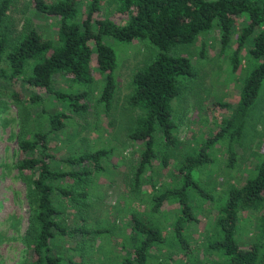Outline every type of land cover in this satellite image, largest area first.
Here are the masks:
<instances>
[{"label":"trees","instance_id":"trees-1","mask_svg":"<svg viewBox=\"0 0 264 264\" xmlns=\"http://www.w3.org/2000/svg\"><path fill=\"white\" fill-rule=\"evenodd\" d=\"M16 1L0 0V97L20 103L26 96L34 105L43 101L38 91L44 90L62 107V111L48 114L47 131L27 130L18 136V169L30 173L26 180L31 214L25 243L31 249L32 264H72L57 253L55 242L59 236L75 233L98 236L107 232L83 227L68 229L60 222L63 211L58 207V197L77 203L89 195L83 190L64 188L60 183L70 179L85 189L96 174L106 170L102 160L111 151L81 152L66 159L50 154L49 135L66 128L72 116L67 111L86 113L90 95L88 91L56 90L55 80L62 77L73 84L91 87L95 75L100 74L104 83L98 103L108 113L117 90L114 71L118 66L109 39L119 43L147 42L158 50L152 61L134 73L128 100L129 106L141 113L129 134L130 140L143 145L134 180L139 187L143 175L153 170L158 154L162 153L164 166L168 167L174 149L182 144L177 136L179 125L174 101L200 76L187 54L188 49L200 37L218 30L224 54L233 46L235 35L236 45L230 56L232 72L241 68L242 55L248 65L246 77L239 78L237 105L234 107L227 100L215 102L216 109L231 113L221 119L214 137L204 139L202 146L193 149L178 164L175 185L159 189L155 181L150 183L153 213L161 212L169 201H174L178 209L170 223L172 238L164 235L154 221L132 213L135 243L121 264H162L154 262V258L166 246L178 248L183 256H192L195 248L187 231L201 222L195 212L197 201L213 199L207 187L194 179V174L215 162L213 149L226 140L229 166L235 167L234 143L241 138L264 86V0H24L25 14L31 11L34 19H53L56 31L51 38L28 26L15 32ZM241 19L246 24L237 34ZM200 58H206L204 48ZM16 84L21 90L15 88ZM262 148L255 176L240 187L232 186L224 194L214 233L205 241L210 254L220 255V261L213 264H264V145ZM63 165L78 168L68 171ZM247 211H262V214L258 238L242 246L236 234L242 214ZM185 264L209 263L194 258Z\"/></svg>","mask_w":264,"mask_h":264},{"label":"rangeland","instance_id":"rangeland-1","mask_svg":"<svg viewBox=\"0 0 264 264\" xmlns=\"http://www.w3.org/2000/svg\"><path fill=\"white\" fill-rule=\"evenodd\" d=\"M16 2L18 9L13 12L16 33L28 26L37 29L45 38L54 35L56 28L53 27V19H34L31 11L28 10L29 13L25 14L24 0ZM29 18L34 20L28 21ZM245 24L243 19L239 21L237 34ZM233 41L230 50L222 54L220 34L218 30H213L200 37L188 49L187 54L195 63L200 76L174 101L179 125L177 136L182 144L174 149L168 167L164 166L162 153L158 154L153 170L143 175L139 187L135 186L134 180L143 145L130 140L129 134L141 113L132 109L128 100L133 90L131 82L134 73L152 61L158 50L147 42L119 43L109 39L108 44L115 49L118 66L114 71L117 90L108 113L98 103L104 83L100 74L95 75L96 80L91 87L73 84L62 77L55 80L53 87L56 90L88 91L90 95L86 113L75 114L67 111L72 116L67 121L66 128L49 135L50 154L57 159H66L81 152L102 149L111 151V155L102 160L106 170L96 174L85 189L70 179L60 183L67 189L88 192L87 198H80L77 203L61 197L57 200L58 207L63 211L60 222L68 229L83 227L107 232L98 236L78 233L59 236L55 242L58 254L72 264H121V260L132 250L135 243L136 231L132 227V213L142 215L145 220L154 221L171 240L170 223L178 209L174 201H169L161 212L153 213L150 183L155 181L159 189L175 185L178 164L193 149L202 146L204 139L214 137L221 119L231 113L216 109L215 102L227 100L234 107L237 105L241 89L239 78L246 77L248 65L242 55L241 68L236 73L232 72L230 56L236 45L235 35ZM203 48L206 50V58L201 59L200 52ZM16 85L15 88L21 90ZM38 95L43 101L34 105L26 96L20 103L0 97V264H32V252L25 243L31 214L29 185L26 180L30 173H22L18 169V136L27 130L47 131L48 114L62 111L52 95L44 90L38 91ZM263 145L264 86L256 106L247 118L241 138L234 143L237 153L235 167L229 166L226 140L213 149L215 162L194 174V179L207 187L213 199L197 201L195 212L201 222L193 224L187 231L195 248L192 256H183L178 248L170 249L166 246L163 253L155 254L154 262L185 264L194 258L209 264L220 261V255L210 254L206 250L205 241L214 233L215 220L219 208H222L224 194L232 186L240 187L248 178L255 176V167ZM63 168L70 171L78 167L63 165ZM262 211H247L242 214L236 234L242 246L249 245L258 238L257 227Z\"/></svg>","mask_w":264,"mask_h":264}]
</instances>
